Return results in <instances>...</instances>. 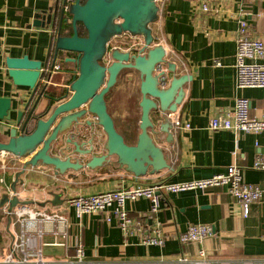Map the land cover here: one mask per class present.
Returning a JSON list of instances; mask_svg holds the SVG:
<instances>
[{"label":"crops","instance_id":"1","mask_svg":"<svg viewBox=\"0 0 264 264\" xmlns=\"http://www.w3.org/2000/svg\"><path fill=\"white\" fill-rule=\"evenodd\" d=\"M55 3L56 0H0V96L11 97L14 108L24 109L32 90L14 84L8 75L6 58L28 55L43 62L49 58L51 28L34 26L33 22L37 13ZM204 5L208 6L207 10ZM159 15V20L152 25L157 42L166 48L167 59L176 63L177 74L192 77L185 85L184 100L177 112L171 114L173 122L178 118L182 123L181 127L174 126V141L167 143L164 133L159 136L172 169L136 178L115 164L95 170H69L65 175H56L51 166H29L20 177L24 183H18L17 189L21 199L33 202L15 210L29 207L61 213L69 219V237L55 234L48 225L39 243L41 256H29L23 264H178L180 257L204 258L210 264H264V170L252 167L255 159L264 153V131L234 132L209 127L210 119L230 112L239 96L250 99L252 118L264 115V87L239 88L235 69L241 18L249 23L248 35L264 41V0H166ZM125 40L128 36L115 37L111 44L121 45ZM215 61L221 64L216 65ZM70 64L64 67L68 72L53 75L50 89L58 91L70 84L76 68L74 63ZM139 83L132 73L123 72L107 95L115 122L120 123V117L124 124L134 117L137 136L141 116ZM121 86H127V92ZM116 94L118 99L114 102L112 98ZM123 96L128 103L119 100ZM47 104L49 100L45 98L38 113ZM152 117H159V113L153 112ZM127 125L126 134H130L132 130ZM11 127L7 121H0V141L8 139ZM98 130L105 139V134ZM137 136L134 142H129L135 143ZM234 161L242 167L245 180L263 191L261 199L252 204L250 214L243 215L239 201L226 185L208 190H162V209L157 215L167 235L162 245L143 243L140 231L125 232L115 214V204L106 211L78 217L69 202L77 195L124 186L205 179L225 172ZM24 162L10 153L0 152V199L4 192L12 194L11 184ZM53 193L59 195L54 203ZM124 205L131 217L141 222L147 218L150 225L149 199L127 200ZM7 208L8 204L0 207V264H20L6 262L22 230L15 212L9 221ZM199 223L210 225L213 235L201 244L180 241V233L189 225ZM79 244L84 247L81 261L76 256ZM200 249L206 251L204 257H200ZM14 257L22 259L23 254L17 252Z\"/></svg>","mask_w":264,"mask_h":264},{"label":"water","instance_id":"2","mask_svg":"<svg viewBox=\"0 0 264 264\" xmlns=\"http://www.w3.org/2000/svg\"><path fill=\"white\" fill-rule=\"evenodd\" d=\"M159 12L156 0H56L54 6L36 14L34 26L51 28V66L60 52H71L77 56L66 58V62L75 63L77 70L66 94L52 99L42 113L38 108L41 99L48 97L45 87L30 109L29 104L24 109L14 108L11 97L0 96V121L12 126L8 139L0 141V152L25 160L11 184L12 194L4 192L0 199V207L8 204L10 222L16 207L33 202L21 199L17 189L29 166H51L56 175H65L69 170L115 164L136 178L172 169L159 136L164 133L167 143L174 141L171 114L184 100L185 85L192 77L177 74L176 63L167 59L166 48L157 42L152 25L159 20ZM67 24L71 25L70 35L64 33ZM80 24L86 36L80 35ZM123 36L128 40L109 49L115 37ZM106 56L107 63H103ZM48 60L28 55L7 57L6 68L14 84L30 88L33 97ZM124 70L140 81V132L133 144L118 131L107 103V95ZM155 111L159 117L153 118ZM97 149L103 152L96 153ZM53 196L54 203L59 195Z\"/></svg>","mask_w":264,"mask_h":264},{"label":"built area","instance_id":"3","mask_svg":"<svg viewBox=\"0 0 264 264\" xmlns=\"http://www.w3.org/2000/svg\"><path fill=\"white\" fill-rule=\"evenodd\" d=\"M160 9L166 0H156ZM207 10L208 6L204 5ZM249 23L247 19L239 20V30L237 37L236 49V84L239 88L243 87H264V41L259 38H252L248 35ZM220 65L219 61H215ZM162 67V66H161ZM58 65H55L53 71L56 72ZM48 72V68L43 69ZM46 81V77L41 83ZM162 85L166 84L164 78L161 80ZM251 101L247 97L239 96L235 100L234 108L225 114L214 116L210 119L209 127L212 130H231L234 132H261L264 131V115L261 118H252L250 115ZM175 127H181L182 123L178 118L174 120ZM189 128L190 125L186 124ZM236 152L234 153V155ZM3 167H7L4 165ZM255 169L264 170V153L259 155L253 165ZM227 186L229 192L239 201L243 215L246 217L250 214L253 203L259 201L262 197V189L254 184L248 183L242 172V167L235 161L229 165L225 172L215 174L205 179L192 180L181 183L157 182L147 185H138L130 187H121L111 191L77 195L69 199L70 205L75 207L76 214L81 217L84 213L103 212L115 204V214L118 217L121 228L129 233L132 230L140 231L142 242L149 245H162L165 243L167 235L163 230L161 222L157 215L162 209V190L180 192L189 189L208 190L212 187ZM150 200V218L151 223L148 225L147 218L145 221L135 220L130 216L129 211L125 209L127 200H136L139 198ZM19 218L22 226L21 232L14 242L11 252L6 258V262H16L23 264L28 261L29 256L40 257L42 254L39 245L40 240L51 225V230L55 234L68 235L69 219L67 216L57 212H45L33 210L29 207L13 210V213ZM7 213H9L7 211ZM12 213V214H13ZM110 220V216H107ZM34 228H31L33 227ZM49 230V229H48ZM213 235V228L208 224H191L188 228L179 234V239L183 243H203L205 239ZM20 252L23 254L22 259H15L14 255ZM200 257L206 255L204 249L199 251ZM76 256L81 261L84 256V247L79 244L76 248ZM41 259V258H40ZM178 264H210L204 258L189 259L180 257Z\"/></svg>","mask_w":264,"mask_h":264},{"label":"flooded vegetation","instance_id":"4","mask_svg":"<svg viewBox=\"0 0 264 264\" xmlns=\"http://www.w3.org/2000/svg\"><path fill=\"white\" fill-rule=\"evenodd\" d=\"M66 32H67V28H66V30L64 31V33L66 34ZM113 46H114L113 44H110V45H109V49H111ZM66 53H68V52H66ZM51 54H52V59H53V57H54V51H53V49H52V50L50 49L49 58H50ZM64 55H65V52H64V51H63V52H60L59 55H58L57 61H56V63H55V65H58V68H57L56 72L53 71V68H54L55 65H54L53 67L51 66L52 59H49V60H48V63H49V64H48V67H47V68L49 69V71H48L47 73L44 72V76L46 77V81H45L44 83H41V82H40V84H39V88H38V91H37V94H36V95H34V96L32 97V93H31V96H30L29 100L27 101L25 107H26L28 104H29V109L32 107V105H33V103L35 102V100H36L38 94L40 93V91H41L44 87H45V91H44V92H45V94H47V96H48V97H46V98L49 100V103H51V102L53 101L52 99L61 98V97H63V96L66 94V92H67V86H64V88L59 89L58 91H57V90H52V89H50V87H49V84H50V82H51L52 77H53L54 74H56V73H62V72H63V73H64V72H67V69L64 68L65 65L63 64V62H66V58H68V57H71V58L76 57V56H77V53H70L68 56H64ZM107 60H108V56L105 57L103 63H107ZM67 63H68V62H67ZM70 63H71V62H70ZM74 64H75V63H74ZM75 66H76V68L74 69V71L77 70V65L75 64ZM123 72L131 73L129 70H124V71L121 72V74H122ZM44 76H43V78H44ZM44 99H45V98L41 99L40 103H42ZM40 105H41V104H40ZM99 129H101V128H99ZM99 133H100V132H99ZM101 133H103V132H102V129H101ZM125 140H126V139H125ZM129 144H133V143H129ZM95 152H96V153H102L103 151L100 150V149H97Z\"/></svg>","mask_w":264,"mask_h":264},{"label":"rangeland","instance_id":"5","mask_svg":"<svg viewBox=\"0 0 264 264\" xmlns=\"http://www.w3.org/2000/svg\"><path fill=\"white\" fill-rule=\"evenodd\" d=\"M63 64L65 66H68V67H69V65H71L70 63H67V62H63ZM120 89L124 92L125 91L127 92V86H121ZM116 98L118 99L117 94L112 98L114 102H115ZM119 100H122V102L126 101L128 103V101H127L128 99L125 96H123L122 98H119ZM136 100H137V98H136ZM124 105H126V104L124 103ZM118 118H119L118 121L120 122V123H118V122L116 123V127H117L118 131L124 135V137L128 143H130L129 141H132V140H133L132 142H134L135 136H137V133H138L137 123L135 122L136 121L135 118L134 117L129 118L128 121L124 122V124H121L123 122H121L120 117H118ZM125 125L130 126V130H132L130 134H126L127 130L125 129Z\"/></svg>","mask_w":264,"mask_h":264},{"label":"trees","instance_id":"6","mask_svg":"<svg viewBox=\"0 0 264 264\" xmlns=\"http://www.w3.org/2000/svg\"><path fill=\"white\" fill-rule=\"evenodd\" d=\"M84 1H85V0H84ZM66 28H67V30H68V31L66 32V34H68V35L72 34L71 25H70V24H67V25H66ZM79 33H80V35H82V36H86V35H87V31H86V29L84 28V26H83L82 24H80V26H79ZM70 53H71V52H68V53L65 52V55H64V56H68ZM68 63H70V62H68Z\"/></svg>","mask_w":264,"mask_h":264}]
</instances>
